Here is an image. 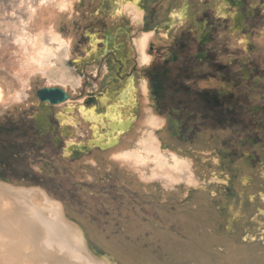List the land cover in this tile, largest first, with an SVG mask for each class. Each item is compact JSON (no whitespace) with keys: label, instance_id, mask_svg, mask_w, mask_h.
<instances>
[{"label":"rangeland","instance_id":"1","mask_svg":"<svg viewBox=\"0 0 264 264\" xmlns=\"http://www.w3.org/2000/svg\"><path fill=\"white\" fill-rule=\"evenodd\" d=\"M123 1L66 0L67 7L58 9L32 0L35 15L27 18L23 6L12 11L13 0H0V20L21 19L30 32L52 26L69 42L49 66L30 76L22 101L0 105V181L43 189L82 228L91 253L111 264H264V0L235 1V21L230 6L225 17L215 13L222 5L219 0H138L144 21L135 28L113 12ZM183 6L188 7L187 17L173 21L172 11ZM140 30L155 32L147 65L137 61L132 43ZM205 31L202 51L214 54L223 46L236 56L229 65L236 80L229 86L214 76L212 61L209 66L204 61V80L198 85L206 97L224 105L206 115L202 96L183 95L179 82L184 76L177 71L181 60H163L166 51L181 57L199 49ZM243 40L247 44H238ZM16 51L11 40H0V85L8 95L20 88L14 77L19 72ZM130 75L135 83L146 80L145 105L164 120L156 134L165 149L191 159L198 186L166 189L111 158L115 149L133 146L146 129L140 92L135 93L136 122L120 142L107 150L64 157L68 141L89 138L88 127L71 115L77 126L57 123L64 102L44 106L36 91L57 82L73 106L103 108L111 102L107 94L121 90ZM170 75L178 76L175 82ZM156 77L157 100L152 97ZM173 87L180 93L172 96ZM231 103L230 115L226 108ZM64 127L65 132L60 130ZM247 155L250 164L245 167ZM238 168L251 177L246 186L240 184Z\"/></svg>","mask_w":264,"mask_h":264},{"label":"bare ground","instance_id":"2","mask_svg":"<svg viewBox=\"0 0 264 264\" xmlns=\"http://www.w3.org/2000/svg\"><path fill=\"white\" fill-rule=\"evenodd\" d=\"M31 1L13 0L11 10L13 11L14 8L21 9V6H23L24 10H28L27 18H30L35 15L33 13L36 10L35 6H32ZM37 1L38 3H51L58 9L67 7L66 0ZM137 1L124 0L121 3L118 2V12L116 13L128 18L134 28L139 27V24L144 21V12L135 3ZM226 1L220 6V10L222 9L225 13L228 5ZM184 7L183 11H177L176 13L180 17L175 14L172 15L173 21L180 22L187 17L188 7ZM224 12L223 15H225ZM26 21L28 22V19ZM23 23L21 19L20 21L19 19L17 21L10 19L6 22L0 20V40H11L16 46V52L20 54L18 62L19 72L16 71L18 73H14V77L20 83V88L10 89L8 95L4 93L0 85V105H2V108L22 101L26 96L24 88L28 86L30 76L49 66L57 52L69 43L52 26L30 32L27 30L28 26L25 27ZM154 34L155 32L153 31L140 30V33L132 40L137 54V61L140 64L147 65L150 62L148 45ZM90 41L93 44L96 43L93 37ZM131 77L130 84L128 82L125 84L121 95H118L119 90L117 93L113 92L111 97H107L111 102L104 104L103 113L106 114V117L103 114L97 116L96 105L85 106L79 103L73 106L68 100L59 105L60 113L56 114L57 123H71L73 126H77L73 123L71 115L88 127L90 139L93 140L100 133L103 137L102 141L107 140V135L110 137L116 135L118 142H120L122 135L127 131L123 132L118 128L112 130L108 124L113 117L116 119H127L131 125L136 122L137 116L133 113V109L137 105V95L135 93L140 92L141 101L143 102L142 106L146 107L144 119L146 129L141 134L142 136L134 142L133 146L125 149H115L116 151L114 150V153L111 154V158L114 161L118 160L132 166L137 170L140 179L156 181L166 189L174 188L178 184H183L187 188L198 186L200 179L193 170L191 159L175 150L165 149L159 139V135L156 134L163 125L164 120L155 116L151 108L145 105V102L148 101L146 80L142 79L135 83L134 77L132 75ZM58 80L59 82L63 81V79ZM53 85L63 88L57 82L47 86ZM100 100L103 99L100 98ZM108 104H110L111 108L105 110ZM134 115L135 119L132 118ZM93 128L95 137H93ZM60 130L67 131L66 127ZM70 141L78 142L76 140ZM81 142L85 144V142ZM66 145L65 150H62L66 158H70L73 154H82L80 153L81 147L75 144ZM111 147L113 146H107L106 150ZM90 149L98 148L93 146L91 142L82 152ZM245 163H243L245 167L250 164L248 161ZM228 165L226 168L230 169L231 166ZM240 170L241 168L237 170L240 176V184L246 186L251 177L249 175L242 176ZM2 249L5 250L2 252L3 255H0V264H111L105 257L102 259L91 253L84 239L82 228L74 223L72 224L66 218L61 203L49 197L43 189L14 186L0 181V250Z\"/></svg>","mask_w":264,"mask_h":264},{"label":"flooded vegetation","instance_id":"3","mask_svg":"<svg viewBox=\"0 0 264 264\" xmlns=\"http://www.w3.org/2000/svg\"><path fill=\"white\" fill-rule=\"evenodd\" d=\"M224 2L226 0H223ZM238 0H227L226 3L228 4L226 6V9L228 6L232 7L233 13H231V19L232 21H235L233 19L234 17V11L237 10V8L234 6L236 5V2ZM215 13L219 16V17H225L227 14V11L225 13V15L223 14V10H220V7L216 8ZM236 15V13H235ZM238 17V16H237ZM236 17V18H237ZM197 30L200 31L201 33V27L203 26L202 24H197ZM237 27H239L238 25H236ZM209 31V30H208ZM207 31H205V34L202 35L200 34L199 40H198V45H200L199 49H197L194 52L191 51H187L184 53V55H182L181 57H178V55H176L173 51H166V55L167 58L163 59L166 63H170L171 61L178 63L179 59L181 60V64L179 65V67L177 68L178 73H180L181 75L184 76V80L179 82L180 86L182 87L181 90H183V95H196V96H202L203 98V104H204V115H206L207 111H212V112H216L217 110H222V107L224 106L222 103H220L217 99L212 100L208 97H206V90L204 89V87H200L198 85V83H200L201 81L204 80V72H203V63L204 61L208 62V66L212 61V65L215 68V73L214 76H216V78L219 80V82L221 83H225L229 86L230 82L235 81L236 80V76L235 73L232 72V70L230 69L229 65L233 64L235 61V53L234 51H228L226 48H223V46H218V49L216 50V52L214 54H209L208 52H204L201 50L202 44H204L207 40H208V36L206 34ZM238 44H247L243 41H238ZM249 51L252 50V48L250 46H248ZM186 51V50H185ZM226 59L227 62L226 64L223 63V59ZM151 59V57H150ZM169 60V61H168ZM150 61V60H149ZM228 66V67H227ZM243 70V69H242ZM244 71V70H243ZM175 78V80H174ZM178 78L177 75H170L169 79L172 82H175L176 79ZM245 78H247L245 76ZM156 82H158V78L156 77L154 81H152L153 83V95L152 97L157 100V94H156ZM195 85V87H194ZM159 88L162 90V87L159 86ZM178 87H173L172 88V96H175L177 94L180 93V91L178 90ZM123 90V89H121ZM231 99H236L235 96L232 94H230ZM179 101H181L180 99H178ZM233 106L234 104L231 103L230 107L226 108V112L227 114L232 113L233 110ZM248 158H250L248 155L247 157H245V161L250 162L248 160Z\"/></svg>","mask_w":264,"mask_h":264},{"label":"water","instance_id":"4","mask_svg":"<svg viewBox=\"0 0 264 264\" xmlns=\"http://www.w3.org/2000/svg\"><path fill=\"white\" fill-rule=\"evenodd\" d=\"M118 5L119 4H117L116 7L113 9V12H115V13L118 12ZM183 8H185V7L183 6ZM183 8L180 9V12L183 11ZM176 13L177 12L172 11V15H174V14L176 15ZM177 17H180V16H177ZM125 30H126V28H125ZM207 33H208V31L206 32V34ZM109 78H111V80H112L113 77H109ZM131 78H132L131 75L128 76V78H127V82L129 84L131 82ZM122 93H123V90H120L119 93H118V95H121ZM36 95H37L38 100H40L41 102H43V105L44 106H46L48 104L49 105H54V104L60 103V102H67V100L69 98V94H67L66 91L62 87H60L58 85H53V86H47V85H45V86L39 88V90L36 91ZM112 95H113V92L112 93H109L107 97H111ZM96 107H98L97 108V111H98L97 116L103 114L104 117H106V114L103 113L104 108H102L101 106H97V105H96ZM110 108H111V106H110V104H108L106 106L105 110H109ZM109 112H110L111 115H113V113L111 111H109ZM132 118L135 119V115ZM118 122L119 123H122V125L121 126L118 125L117 124ZM108 125H109V127L112 130L118 128L119 130H122L123 132L128 131V129L131 127V123H130L129 120L127 121V119H120V118L116 119L114 117H113L112 121ZM93 137H95L94 128H93ZM102 139H103V137L99 133L96 136V138H94L93 140L90 139V138H88L86 140L85 144L82 143L81 141H79L77 143H75L73 141H70L69 143H67L66 146H70V144H75V145L81 147V150H80L81 152L80 151L79 152L82 153V154H84L85 152H87L89 150H87V151L85 150V152H82V151L91 142H92V145L93 146H95V147H97L99 149V151L100 150H106L107 146H114L115 144L118 143V137L116 135H114L112 137H110V136L107 135V140L106 141H102ZM63 155H65V154L63 153ZM77 155H80V154H73L71 156H77ZM248 156L251 157L250 155H248Z\"/></svg>","mask_w":264,"mask_h":264},{"label":"crops","instance_id":"5","mask_svg":"<svg viewBox=\"0 0 264 264\" xmlns=\"http://www.w3.org/2000/svg\"><path fill=\"white\" fill-rule=\"evenodd\" d=\"M222 3H225L223 0H220ZM224 12V11H223ZM225 13V12H224ZM223 15V14H222Z\"/></svg>","mask_w":264,"mask_h":264}]
</instances>
